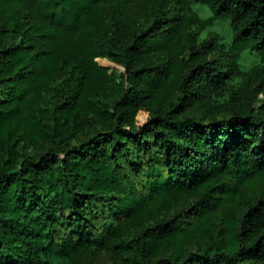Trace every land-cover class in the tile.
I'll list each match as a JSON object with an SVG mask.
<instances>
[{
	"label": "trees",
	"instance_id": "16d2710c",
	"mask_svg": "<svg viewBox=\"0 0 264 264\" xmlns=\"http://www.w3.org/2000/svg\"><path fill=\"white\" fill-rule=\"evenodd\" d=\"M102 253L264 264V0H0V264Z\"/></svg>",
	"mask_w": 264,
	"mask_h": 264
},
{
	"label": "rangeland",
	"instance_id": "374dc122",
	"mask_svg": "<svg viewBox=\"0 0 264 264\" xmlns=\"http://www.w3.org/2000/svg\"><path fill=\"white\" fill-rule=\"evenodd\" d=\"M193 9L196 11L197 15L202 19H207L212 16L209 8L204 4H195ZM208 35H217L220 37V42L224 43L226 46H229L231 43V29L229 23L224 18H215L208 25L203 26L198 33L200 39L207 37ZM238 62L241 69L249 71L260 64L259 57L251 50L245 49L238 51ZM99 64L103 66H114L113 63L108 61L106 58H97ZM263 95L259 94L256 105L260 103L259 99H262ZM136 119L139 123H142L146 119L145 113H139L136 116ZM93 264H111V260L102 253L100 256L93 262Z\"/></svg>",
	"mask_w": 264,
	"mask_h": 264
}]
</instances>
